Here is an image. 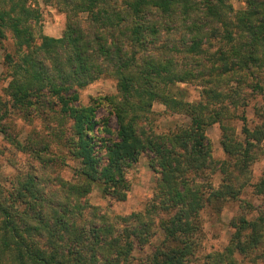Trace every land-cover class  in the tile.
Segmentation results:
<instances>
[{
    "label": "trees",
    "instance_id": "1",
    "mask_svg": "<svg viewBox=\"0 0 264 264\" xmlns=\"http://www.w3.org/2000/svg\"><path fill=\"white\" fill-rule=\"evenodd\" d=\"M40 4L64 14L60 37L40 34ZM7 36L0 136L36 164L0 182V264H187L199 245V214L236 201L262 155L264 0H243L238 10L227 0H0V43ZM102 77L114 80L118 99L80 105L76 90ZM181 84L197 87L198 99L189 102ZM255 98L250 126L244 107ZM99 100L114 131L95 118ZM153 104L186 122L155 133ZM44 113L57 128L12 135L15 119ZM212 126L222 161L211 157ZM60 149L75 163L69 180L57 173ZM140 155L156 175L141 211L110 216L89 204L93 188L124 201L125 173ZM249 186L264 194V179ZM229 227L227 245L204 264H264V214L243 212Z\"/></svg>",
    "mask_w": 264,
    "mask_h": 264
},
{
    "label": "rangeland",
    "instance_id": "2",
    "mask_svg": "<svg viewBox=\"0 0 264 264\" xmlns=\"http://www.w3.org/2000/svg\"><path fill=\"white\" fill-rule=\"evenodd\" d=\"M228 4L234 9L243 8V0H227ZM40 19L38 22V28L40 34L58 38L64 29L65 17L64 14L50 6H42L40 4ZM35 32V30H34ZM37 34V33H36ZM12 52L11 39L7 38L0 43V99L3 97L2 89L6 83L3 79L5 68L2 65V56L4 53ZM180 88H184L187 92V100L194 102L198 99V88L191 84H181ZM78 96V103L80 105H86L91 100H96L105 97H111L118 99L115 89V82L109 77H102L91 84L76 90ZM260 103L259 98L249 99L244 107L246 122L248 125L255 123L252 109ZM99 107L96 109L95 118L99 121L105 120L107 127L111 130H115V120L111 114H109L106 102L99 100ZM154 119V132L157 134L166 133L174 130V128L186 120L178 115L168 114L164 107L159 104H153L151 107ZM48 113H44L39 117H34L30 123H26L22 119H15L14 124L11 127L12 135H15L17 139L22 140L27 134L32 131L39 134H44L43 127L48 124L51 127L57 128L55 121L51 118H43ZM53 116L56 114H52ZM49 117H51L49 115ZM44 120V121H42ZM68 123L63 124L64 127H68ZM236 132L240 128L239 122H233L231 124ZM208 144L211 151V157L215 161H222L225 159L220 144H219V130L217 126H212L206 131ZM101 137H108L107 135L100 134ZM262 155L250 166V181L249 185H254L260 180L264 179V141L261 143ZM55 151V149H54ZM57 156L64 158L65 166H59L58 176L62 180H69L71 178V169L74 166V162L70 160L64 150L57 151ZM28 164H36L30 156L22 154L13 149L6 141L0 136V182L5 183L9 180L17 170H24ZM156 175L148 168L147 158L144 155H140L137 162L125 173V179L128 182V192L126 198L122 202H116L108 197H104L99 193L97 188H93L91 193L87 196L89 204L99 207L101 212H105L108 215H127L132 212L141 211L144 205L151 197V187ZM221 175L215 173L211 177L212 186L217 188L220 183ZM243 188L241 194L236 201H230L224 203L221 210L217 213H213L210 209H205L199 214L201 230L199 236V245L187 264H204L205 256L212 252H220L228 243L231 228L229 222L232 218H235L241 213H246V218H253L258 214H264V194H255L251 186ZM159 240V236L151 240V244L147 247H143L140 251L134 252L133 258L140 259L146 253H148L152 246Z\"/></svg>",
    "mask_w": 264,
    "mask_h": 264
}]
</instances>
